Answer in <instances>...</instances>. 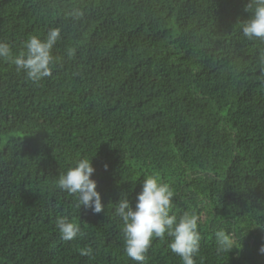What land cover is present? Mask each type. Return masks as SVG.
<instances>
[{"label":"trees","instance_id":"16d2710c","mask_svg":"<svg viewBox=\"0 0 264 264\" xmlns=\"http://www.w3.org/2000/svg\"><path fill=\"white\" fill-rule=\"evenodd\" d=\"M246 4L0 0L12 58L60 29L50 77L33 83L0 58V264H138L115 207L125 195L134 207L149 175L173 189L170 214L199 217L195 264H264V41L242 35ZM84 157L99 214L56 183ZM60 217L83 234L63 240ZM171 241L153 238L144 264H183Z\"/></svg>","mask_w":264,"mask_h":264},{"label":"clouds","instance_id":"9594fccd","mask_svg":"<svg viewBox=\"0 0 264 264\" xmlns=\"http://www.w3.org/2000/svg\"><path fill=\"white\" fill-rule=\"evenodd\" d=\"M244 10L250 15L241 22L242 35L248 40L264 41V0H247ZM59 39V28L50 29L44 39L30 36L24 43L25 51L14 58L10 44L0 41V58H12L16 69L24 72L28 80L37 83L52 75L57 61L52 49ZM94 172L91 158H80L59 175L56 183L62 192L76 197L77 208L83 206L93 214H99L104 211L105 206L96 190L97 182L91 178ZM174 195L168 183L162 182L158 176L149 175L142 181L134 207L130 205L126 195L115 207V214L123 224L124 250L138 264L146 261V253L153 238L164 239L166 235L172 237L169 248L181 258L183 264H195L194 257L200 250L201 240L198 231L199 217L189 212L180 216L170 214ZM56 228L65 241L83 234L80 225L67 217H60L56 221ZM215 237L217 253L228 254L236 248L235 240L226 231H217ZM91 251V248L82 249L81 255H88ZM259 252L264 254V245L260 246Z\"/></svg>","mask_w":264,"mask_h":264}]
</instances>
